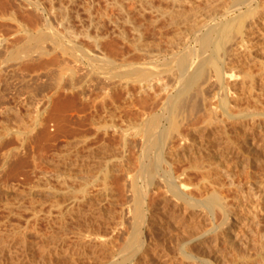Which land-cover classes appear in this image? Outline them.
<instances>
[{"label": "rangeland", "instance_id": "obj_1", "mask_svg": "<svg viewBox=\"0 0 264 264\" xmlns=\"http://www.w3.org/2000/svg\"><path fill=\"white\" fill-rule=\"evenodd\" d=\"M121 1L125 10L124 13L121 11L123 16L120 15L121 13H118L120 10H116L117 7H114L115 5H111L112 2L110 3V0H0V106L2 102H4L6 107L17 108L16 113L10 114L0 110V137L2 139L4 138L2 140L4 149L1 148L0 157L1 154L7 151L8 147L10 148L18 145V139L20 136L17 138L13 134L17 132H25L26 128H22V125H30L32 123L31 120L35 117V113L32 112L33 108L31 105L33 100H40L43 96L57 95L58 97L63 98L65 103H69L68 105L71 106L63 114L66 121L61 123L47 122L45 124L49 139H47L46 142L43 141L42 145L44 143L45 145H41V147L44 149L38 146L39 141L35 139L36 133L34 131L32 135H29V137L24 136L26 138V145L23 147V152L20 153V156L22 157L23 155V158L27 160V164L15 167V171L12 172V162H9L5 166V170L3 172L0 170V191L2 190L5 192L8 190L5 192L7 197L5 194L3 195L0 193V257H3L2 259L0 258V261L4 259L3 264H8V262L9 264H13L15 260L18 262L20 261L21 264H38L40 260H42V262L45 260L46 263L43 264H53V262L55 264H71L72 261L69 259L70 262L68 263V258H62L63 260H61L59 257L60 260L58 258L57 260L52 255H41V249L39 250V248L42 241L40 238L46 239L44 241L45 243L48 242L47 240L50 238L63 239L65 241L64 244L67 246L69 244H73L72 242H74L78 232L83 234L84 232L91 230L95 233L98 232L100 235L111 236V233L114 234L111 236L113 239L112 245H110L106 251L105 249H102L96 252L98 254L101 253L100 255L106 256L104 257L98 254H95V256L93 254V257L90 256L92 255L90 251H86L88 254L84 253L81 259H78L79 261L76 260V262H73L72 264H190L191 261L188 260V263L187 259L185 260L183 257L184 248L187 250V253H193L192 255L198 258V261L194 260L191 264H207V262L208 264H242L243 261L244 263L247 262V264H257V262L261 261L260 264H262L264 259V250L262 251L261 249H264V244L262 246H258L257 244H251L250 242L249 244L248 242H245V240H241V238L243 239L245 235H249L247 232L244 234L241 227V230L238 227L241 231H239L240 234L236 228L238 237L235 240L238 247L235 244L231 245H235L236 247H230L227 242L224 245L221 240L218 241L220 245L218 243L217 245L219 246L217 247V245L212 244L214 242H212L213 238L211 239L208 237V240H203L202 236L198 237L202 230H208L210 229V226H212L209 215L200 209L203 216L202 219L199 220L200 222H197L195 219L196 215L194 217L193 215L197 214L196 212L199 210L197 209V211H194L182 208V211L181 205H176L175 201H172L173 199L169 195H166L167 197L164 196L166 194L164 193L165 190L163 192V197H161L162 194H160V198L158 197V200L156 199L155 202V204H157L155 209L157 212L159 210L158 213L156 212L157 215H155V217H161L157 218V220L155 219V223L157 222L159 224L160 222L162 225L164 224L167 227L164 225L160 227L156 224L155 227L158 229L156 230L158 231L157 233L156 231L149 232L144 228L135 225L136 219L133 214V200L137 193L136 190L138 191L139 189L147 187L146 181L148 180V175L144 166L147 164V161H149L147 159H152L154 157L153 155H155L156 150L152 149L150 144L155 138L156 133L159 132L160 125L162 123L164 124L165 121L163 119L164 116L161 117L163 113V104L166 99L165 98L163 100V98L168 93L173 94L175 91L173 88L178 87V83H180L179 73L176 72L177 70L173 67V64L169 63L172 53H176L178 50L174 46L175 48H172L175 50L171 48L174 52L171 53V50H168V52H170L168 53L166 49H170V41L173 43V39L177 40L181 37V29L178 30L176 26H169V20L167 19L168 16H165L166 13L161 16V13H159L157 9H160L162 12H167V10H171L173 6L175 8L177 5L179 10H187L189 5L180 3V6L177 2L173 1V3L172 0H146L152 6V8H150L143 0H139L141 1L139 3L138 0H133L134 2H127L125 0ZM217 1L218 5H220L219 7H221L223 2L227 3V1L232 2L233 0ZM193 2L194 5L198 4L199 7H202L201 2ZM140 13H142V15ZM124 14H128L129 16ZM92 16L94 17L92 18ZM127 17H129V22H131V24L126 22L125 18ZM93 19L94 22H98L97 25L99 26L96 25V22L95 24H92V21H89ZM208 19L205 21L208 25L205 24L204 28L212 24L211 18L209 20ZM151 20H157L156 24H153L154 26L150 25ZM132 22L134 28L137 25L140 26L137 27L140 28L139 30H141L142 36H146L147 39L145 37L144 38L148 43H150L151 40L150 45H154L153 47L159 46L162 49V52L165 50L164 53L156 55V64H153L152 62L150 65H147L146 63H148V59L146 56H142L135 49H133L136 45V41H134L136 33L133 32L134 28L132 27ZM91 24L95 26L92 27ZM168 26L171 28H168ZM94 27L97 28L95 29ZM40 33L47 34L53 39H59L62 44H70V46L68 44L67 46L70 47L69 49H72V55L61 54L59 50H54L53 43L47 40L40 43V46L44 51L50 52L49 55H39L33 52L30 53L29 56H26L27 47H30L32 50L35 46L33 37ZM175 34H179L178 37L176 35L177 39L175 38ZM122 35L125 40L122 39ZM190 37L191 36L187 37V41L189 42L190 40L189 43L192 47L194 46V43ZM94 39H99L97 43L98 45L93 42ZM71 45L74 46V48H72ZM258 47V50L255 48L253 50V55L255 57H259V55H261L259 51L261 47ZM75 48L80 49V52L82 53H79L78 50L77 52ZM138 54L144 58L139 60L138 58L140 56ZM121 55L122 57H120ZM167 56H170L169 59ZM107 57L115 61L113 64L114 67L113 65L109 66L105 64L104 58ZM135 59L137 60V64L143 65L140 67L145 68V71L151 75V80H153L151 83H153V85L156 84L154 87L159 88L157 97L151 98L149 96L144 98V101L147 102V107L144 112L139 111V109L135 107L139 98L137 97L138 100H135L136 97H134V100L132 98V103L127 100L124 92L121 91L122 89L120 88V91L117 89L119 88L117 85L119 86L122 80H119L117 77L112 75L115 71L119 72L120 70L122 73L123 71L130 69V66L132 68L136 67L137 64ZM121 64L122 66H119ZM249 64L250 63H248V65ZM248 65L245 64L246 68H244L245 66L240 65L242 69H240V71H245ZM249 66V71L253 75H256V73L262 70L261 67L259 70L258 64ZM95 67L103 68V71L102 69L99 71ZM173 70L176 71L175 74L172 73L171 76L170 73L174 72ZM236 71L239 70L232 71L234 72V77ZM153 75H155V77ZM153 77L154 79H152ZM234 77L232 76V81L230 82L232 83L231 85L236 83L234 91L237 90L236 93L238 92V95L241 94L240 92H242V95L247 93L248 89L241 88V82H237L235 79L236 77ZM233 80H236V82L233 83ZM114 81L118 82L115 83L113 89H111L110 87H112V82L114 83ZM105 84L109 85L110 88V90L107 91V94L101 91V88H104L103 86H107ZM130 86L136 87V84L134 83L133 85L130 83ZM79 90L85 93V98H82V96L79 95ZM242 90H245L244 93ZM217 93L218 92L216 90L215 92L213 91V97ZM71 98L73 101H71ZM241 100L242 101H240L239 105L240 107H243L244 105L246 106V104L249 105L248 103H250L246 102L244 98ZM134 101H136V105L133 104ZM128 102L130 106L133 104V108L128 105ZM40 107L43 109L46 107V104H43ZM29 116L31 118H29ZM46 118L47 117H45V119ZM22 120L24 121L23 123H26H20ZM156 120H158V124L156 123V127L154 126L152 129V126L154 125L153 123ZM130 121L135 124L133 126L130 125ZM125 126H127L126 129L130 130L127 132L129 134L133 133L132 136H134H129L125 143L122 144L119 140L118 130L119 127L124 129ZM4 128L6 131H9V133L5 131L7 134H4ZM210 135L211 137H209L206 141H212L215 143V146H218L215 148V146L212 145L211 149H209L210 152H208V149H206V151L205 147H203L204 149L202 148L201 152L204 156L201 153L198 154L196 152V154H189V157L186 158V155L179 153L180 150L177 151L178 159L174 161L176 157L175 155L171 161L172 163H169L173 177H178L177 179H179L180 174L178 173H180L182 168H187V166L189 167V165L196 159L194 158L196 156L198 159H196V162L200 160L201 162H204L205 160L211 161V159H214V162H217L218 159L220 160L219 156H222L219 155L221 154L220 150L223 148L222 152L225 151L224 143L226 142L224 140H219L216 138L217 136L212 137V132ZM22 138L20 137V139ZM234 138L235 137L230 136V140H234ZM218 140L220 142H218ZM4 141L7 142L3 143ZM262 147L264 146L262 145ZM40 148L42 150H40ZM174 148L176 149V146ZM215 149L219 152H216ZM68 150H70L72 154ZM211 150H214L215 154L212 153ZM74 151L76 153H74ZM170 151L171 150H169V152ZM166 152H168V150ZM61 153L68 154V159L61 157ZM209 153H212L213 156ZM260 153H257L256 155L253 154L251 157L248 156L249 161L247 166L249 165V168L247 167L248 171L246 170V172H248L250 176L246 173L244 175H247V177L249 176L248 178H245L244 175H241L239 178V181L241 180L240 183L245 186H242V193L247 199L250 197L248 196L250 193L246 192L248 191L245 184L247 183V179L251 180H249L250 182L248 181L249 183L247 184L251 183L254 187L264 184V181H262V179L264 180V151L263 153ZM180 155L182 156L179 157ZM39 157L43 158L41 160L43 162L41 163L39 161L40 163L37 164V159H41ZM32 159L36 160V164L32 162ZM215 159L217 161H215ZM59 161L65 162V165L66 163L68 164L67 168H69L72 172V174L70 173V177L72 178L69 179L68 182H70L69 184H71L73 188L77 189L81 187L84 182L89 181L90 184L87 191L91 192L93 195H97L99 193L98 190H102L103 188L108 189L106 193L99 195L98 198L101 199L102 197L100 203L92 202L91 204H88L90 206L87 204L72 205L73 209L63 220V223L55 222V213H49L47 210L48 206H45L44 209L43 207H39L40 198L38 197L40 196L38 195V192L40 191L37 189L36 183L38 180L37 169L39 167L46 169L45 171L49 170V172L50 170H62L60 169L62 168V165H58V163H60ZM214 162L212 161V164ZM75 163L76 165H74ZM42 164L43 166H41ZM215 164H213V166ZM122 165H124L128 171V173H126L127 176L129 175L128 177L131 180L135 176V185L132 184V186L135 187L127 186V188L121 190V185L124 183L125 179L124 174L119 172ZM250 166L252 168H250ZM162 170L163 168H160V172H157V175L153 177L152 182L156 183L160 180L164 183L166 177L163 175ZM105 173L108 175L104 180L103 177ZM193 173L194 172L191 174V171L189 173L190 177L192 176L190 178V184L199 181L201 178V174L198 173L199 176L196 177L197 174L195 175L194 173L193 175ZM194 177L196 178L194 179ZM160 181L157 182V185L161 183ZM243 181L245 182L243 183ZM51 183L53 185L56 184L54 181H51ZM232 190L234 191L232 192ZM161 191H163V189H161ZM161 191L160 193H162ZM207 191H199L202 196L200 198V195L197 192H195L196 194H194V191L192 193L195 197H198L197 200H203L210 193ZM202 192L203 195L205 194V197H203ZM221 192H223V194L226 193L227 195H230L226 196L225 194L223 196ZM221 192L219 191L220 195L227 200H224L225 203L230 205L228 206L229 209L232 207V210L230 209L231 212H240L238 209L239 206L237 207V205H235L238 203L241 205V203L244 202V199L242 200L239 196L240 200L237 202L236 195L239 194V192L235 189H229L228 191L222 190ZM234 195L236 196V200ZM5 199L7 200V203H4ZM39 208L43 209L41 210V213ZM121 208L126 209V211L123 212L126 215L122 214L126 217L120 215L119 211ZM188 210L190 211L188 212ZM159 213H162L163 215ZM247 214L248 213H238L234 214L237 215L234 217L236 218V221H240L244 220ZM215 215L216 217L214 222L217 220L216 218H218V221L215 222L217 224V222H220L219 213L215 212ZM189 216L193 219H190ZM186 217L188 218L186 219ZM261 217L259 221L264 224V215ZM119 219H121V224L123 225L118 224L120 222ZM183 222L184 224L182 225ZM198 223H201L199 225V230ZM138 227L140 229L139 232L142 231L143 240H146L144 252H135V241L138 238L136 230ZM113 228L117 229L116 232H112ZM263 229L264 228H262V230ZM16 234L18 235L16 236ZM198 240H203V242L201 241L197 243ZM242 241L245 243L243 244ZM257 246L258 249L260 247L259 255L262 256H258L259 250H257ZM22 250L23 253H21ZM186 250L184 252H186ZM25 254H27L28 257L23 260V256ZM245 255L246 257L244 258L243 256ZM4 257L11 260L9 261ZM11 257H16L13 262ZM261 257L263 258L259 260ZM128 258L131 262L128 261ZM240 258L243 261H241ZM64 260H67V262ZM201 260H203V262H207L201 263ZM42 262L39 264H42Z\"/></svg>", "mask_w": 264, "mask_h": 264}, {"label": "bare ground", "instance_id": "obj_2", "mask_svg": "<svg viewBox=\"0 0 264 264\" xmlns=\"http://www.w3.org/2000/svg\"><path fill=\"white\" fill-rule=\"evenodd\" d=\"M125 1L129 2V1H133V0H125ZM125 1H123V2H125ZM141 1L138 0V3ZM143 1H145L147 3V5L150 8H152V6L150 5V3L148 1H146V0H143ZM173 1L177 2V4H179V5H180V3L185 4V5L187 4V5H189V8L187 7L188 8L187 10L186 9L185 10H182V9L179 10V8H177L178 6L176 5L175 8L173 6L174 9L172 8L171 10H167V12H165V11L162 12L160 9H157V10L159 13H161V16H162V14L165 15V13H166L165 16H168L167 19L169 20V26L170 25L176 26L178 30L181 29V31H180L181 37L179 36L180 38L177 39L176 35L178 37L179 34H175V38L177 40L173 39V43H172V41H170V46H169L170 49H166L167 52H168V50H171V53L174 52V51H172V49H174L175 47L178 50V52L172 53L171 57L169 56L171 58L169 63L173 64V67L177 70V71L176 70L175 71L179 73L180 83H178V87L173 88V89H175L173 94L168 93L163 98V100L165 98L166 99H165L164 104H163V113H162L161 117L164 116L163 119L165 121L163 120L164 124L161 122L162 124L159 127V132L156 133L155 138L153 139L152 143L150 144V147L152 149L156 150L155 155H153V153H152V155L154 157L152 159L148 158L147 160H149V161L146 160L147 164H145V166H144V169L148 175V180L146 181L147 182L146 186L148 187V189L146 187L144 189H139L138 191L136 190L137 193H136L135 198L133 200V212H134L133 214L135 216L134 218L136 219L135 225H138L141 228H144L145 230H147L149 232H151V231L155 232L156 230H158L155 227L156 224H158V223L157 222L155 223V221L157 220V218H161V217H158V216H157V218L155 217V215H157V213L159 212V210L157 212V210L155 209L157 207L156 206L157 204H155V202H156V199L158 200V197L160 198V194H162L161 197H163V194L166 193L164 196L169 195L173 199L172 201H175L176 205L178 204V205L182 206L181 209L186 208V209H190V210H194V211H197V209H198L199 211L196 212L197 214L193 215V217L196 215L195 219L197 222H200L199 220H201L202 216H203V214L200 212L201 211L200 209H202L203 212H205L206 214L209 215V217L211 218L210 222H211L212 226H210V229H208V230L205 229L204 231L202 230V232L199 231L201 234L198 237L202 236L203 240L204 239L208 240L209 238H211V239L213 238L212 242L213 241L214 242L212 244H214V245H217L219 243L218 241L221 240V241H223L224 245L227 242V244L230 247H232V246L236 247L238 245L236 243V240H235L238 237V235L236 233L237 232L236 228H237L238 233L241 229H243L242 232L244 234H245V232H247L249 234L248 235L246 233L248 236L245 235V237L243 239L241 238V240H245V242H248V243L250 242L251 244L254 243V244H257L258 246L259 245L262 246L264 244V229L262 230V228H264V224H262V222H260L259 220H260V217L262 215H264V186H263L264 184L261 183L262 185L254 187V185H252L251 183H250L251 185L247 184L251 181L250 179H249L250 181L247 179V183H245V184H246V188H248L247 189L248 191H246V192L250 193L248 195V196H250L248 198L249 199L248 200L247 198H245V196L242 193V191H243L242 186L243 185H242V183H240L241 180L239 181V178L241 175H244L246 173H247V175H249L248 172H246L247 167L249 166V165L247 166L248 161H249L248 156L251 157V155H253V154L256 155L257 153H260V152L263 153V151H264V147H262V145L264 146V0H233L232 2L231 1H229V2L227 1V3L223 2V5L221 7H219L220 5H218L217 0H172V2ZM193 1L201 2L202 7H199L198 4L194 5ZM111 2H112L111 5H115L114 7H117V9L115 8L116 10H118V11L120 10V12H118L119 14L121 13V11L123 13L125 12V10L123 8L124 5L122 6L121 0L120 1L119 0H112V1L110 0V3ZM125 4H127V3L125 2ZM172 5H174V4H172ZM108 6H109V4H108ZM140 6H142V5H140ZM144 6H146V5H144ZM123 13H121L120 15L123 16ZM126 13H128V12H126ZM140 14L142 15V13H140ZM124 15H128V14H124ZM93 17L94 16H92V18ZM99 17H101V16H99ZM96 18H98V17H96ZM208 18L209 19L211 18L212 24L210 26H206V28H204L205 24H207V23H205V21H207ZM125 19H126V22L130 21L129 17H127ZM213 19H214V21H213ZM99 20H100V18H99ZM168 20H167V22H168ZM89 21H92V24H95V22H96V25L98 23L97 21L94 22V19L89 20ZM150 22H151L150 25L152 26L154 23L156 24L157 20L156 21L151 20ZM129 23L131 24V22H129ZM181 25H182V27H181ZM93 26H95V25H92V27ZM97 26H99V25H97ZM137 26L140 27L139 25H137ZM137 26L134 28L133 22H132V27L134 28L133 32L136 33V38L134 40V41H136V45L134 46L133 49H135L142 56H146V58L148 59L147 60L145 58L148 62V63H146L147 65H150L152 62L154 64L156 55L159 53H164L165 48L163 49L164 51L162 52V49L159 46L153 47L154 45L153 46L150 45L151 40H150V43H148L146 40L147 39L146 36H142L141 30H139L140 28H138ZM169 26H168V28H171ZM179 26H180V28H179ZM188 36H191L190 38L192 39V42L194 43V46H192V47L189 43L190 40H189V42L187 41ZM33 39L35 41V46L33 47L32 50L30 49V47H27L26 56H29V54L33 53V52H35L39 55H49L50 52L44 51L42 49V47L40 46L41 45L40 43H43L47 40L53 43V49L54 50L55 49L59 50L61 52V54H65V55L71 54L72 49H69L70 44L67 43L69 46H67L66 43L62 44V42L59 39H53L51 36H49L47 34L40 33L37 36H34ZM122 39L125 40L123 35H122ZM98 41H99V39L93 40V42L95 44H97ZM258 46L261 47L259 49L261 55H259V57H255L253 55V50H254V48L258 50V48H259ZM172 47H174V48H172ZM72 48H74V46H72ZM75 49H76V51L78 50L79 53H82V52H80L81 51L80 49H78V48H75ZM137 52H136V54H137ZM168 53H170V52H168ZM142 56H140L138 59L140 60L141 58H144ZM260 56H262V57H260ZM120 57H122V55ZM169 57H168V59H169ZM109 58H110V56H109ZM109 58L108 57L104 58V60H105L104 62L106 65L112 66L115 61L113 59H109ZM136 61L137 60L135 59V62ZM161 61H163V60H161ZM165 61H164V63H165ZM121 62H122V60H121ZM167 62H168V60H167ZM122 63L124 64V62H122ZM139 63H140V61H139ZM248 63H250L249 65H255V64L257 65L258 64L259 70H260V67L262 70H260L258 73H256V75L255 74L253 75L249 71L250 68H248V67H250V66L248 65ZM136 64H137V62H136ZM245 64L248 65L247 69L245 71H240V69H241L240 65L245 66ZM119 66H122V64ZM140 66H143V65L137 64V66L134 68H132L130 66V69H128L127 71L125 69H123L125 71H123L122 73L120 72V70H119L120 73L115 71L114 73H112V75L114 77H117L119 80H122V82L119 81L120 85L119 86L117 85V87H119V88H117V87L116 88L118 90L121 88L122 89L121 91L124 92V95L126 96L127 100H129L130 102L132 101V98L134 100V97H136L135 100H138V98H139L138 102L136 103L137 105L135 104L136 101H134L133 104L136 105V106L135 105L134 106L137 107L139 109V111L144 112L146 110V107H147V102L144 101V98L149 97V96L151 98L157 97V95L159 93V88L154 87L156 84L153 85V83H151V82H153V80H151V75L145 71V68L140 67ZM113 67H114V65H113ZM95 68L98 69L99 71H101L100 69H102V71H103V68H100V67L99 68L95 67ZM174 68H172V69H174ZM244 68H246V66ZM156 69H158V68H156ZM234 70H239V71H236L237 73L235 72L236 78L233 75L234 72H232ZM175 71L170 73L171 76H172V73L175 74ZM153 76L155 77V75H153ZM232 76L237 80V82L238 81L241 82V84H240L241 88H245V89L247 88L248 89L247 93H244L245 90L244 91L242 90L244 94L242 95V92H240L241 94L238 95L239 93L238 92H237L238 94L236 93L237 90L234 91L236 88V87L234 88V86L236 85V83H235L236 80L235 81L233 80L234 81L233 83H235V84L231 85L232 83H230V82L232 81ZM154 77L152 79H154ZM117 82L116 81H114V83L112 82L113 85L110 88L113 89L114 84ZM130 83L133 85L135 83L136 87L130 86ZM107 84H108V82H107ZM107 84H105V85H107ZM103 87L104 88H101L102 89L101 91H103L105 94H107V91L110 90L109 85H107L106 87L105 86H103ZM215 90L218 93L215 94L213 97V91L215 92ZM66 91H70V90H66ZM219 91H220V93H219ZM78 92H79V95L82 96V98H85V93L83 91L79 90ZM54 93H56V92H54ZM122 95H123V93H122ZM126 98H125V100H126ZM242 98H244L246 102H250V103H248L249 105H247L245 103L246 106L245 105H244L245 107L241 106L242 107L241 108L239 105H240V101H242L241 100ZM71 101H73L72 98H71ZM32 102L33 103H31V105H32L33 111H32V108H31V111L33 113H35V115H34L35 117L32 118V120H31L32 123L30 125H26L25 124L26 122L23 123L24 122L23 120H22V122H20V123L26 125V126L22 125V128L23 127L26 128V129L24 128L25 132H19V133L17 132L13 135L16 136L17 138L19 136L21 138L22 137L23 138L20 139V137H19V139H18L19 143L17 146L10 147V148L8 147L7 151L4 152L3 154H1V157H0V170H1V172H3L5 170V166L9 162H12V167H11L12 172L15 171V167L20 166V165H23V166L26 165L27 160H25V158H23L24 157L23 155H22V157L20 156V153L23 152V149H24L23 147L26 145V142H25L26 138L25 137H27V136L29 137V135H32V133L35 131V133H36L35 139H37V141H39L38 146L41 147L43 141L46 142V140L49 139V136L46 132V128H45L46 125L45 124L47 122L61 123L63 121H66V119L63 117V114L69 109V107H71L68 105L69 103H65L63 98L58 97L57 95H55V96L54 95L43 96L40 100H37V101L33 100ZM43 104H46V107L41 109L40 106ZM133 104H131V106H130V104L128 102V105L131 108H133V106H132ZM29 107H30V104H29ZM0 110H2L3 112H5L7 114L17 112V108L6 107L4 102H2V104L0 106ZM139 113H141V112H139ZM45 117H47V118L45 119ZM29 118H31V117L29 116ZM157 121L158 120H156L153 123L154 125L152 126V129L156 125ZM130 123H131V121H130ZM134 124L135 123H131L130 125L133 126ZM19 126H21V125H19ZM126 128H127V126H125L124 129L122 127H119V130H118L119 140L122 144L125 143V141L127 140V138L129 136L130 137L134 136V135L132 136L133 133L129 134L127 132L129 129H126ZM7 130H10V129H7ZM5 131H6V129L4 130V134L9 133V131H6L7 133H5ZM211 132L214 135V136L212 135V137L217 136L216 138H218L219 140H222V141L224 140L226 142V143H224L225 144V146H224L225 151L222 152L223 148L220 150L221 154H219V155H222V156L218 155L220 160H221V163H220L219 159H218L219 162L216 160L217 158L215 159V161H217L218 163L214 162V159L213 160L211 159V161L205 160L206 162L205 161L201 162V160L196 162L198 160L197 156H196L194 158H196L197 160L193 159L194 163L192 162V164H190L189 167L187 166V168H185V167L182 168L180 173H178V174H180L179 179H177L178 177H173L171 174L172 170H170L171 166L169 167V163L170 164L172 163L171 161L175 155L177 158L175 157L174 161L176 159H178V156H177L178 152L177 151L180 150L179 153L182 155H186V158L189 157L188 155L191 153L196 154V152H197L198 154H200V153L202 154L201 151H202L203 147H205V150L208 149V152H210L209 149H211L212 145L215 146V143H213L212 141H209V140L206 141L209 137H211V135H210ZM0 135H1V133H0ZM8 136H7V138H8ZM230 136H233L236 139L234 138V140H230ZM3 139L0 137V150H1V148L4 147V144H2ZM5 139H6V137H5ZM231 139H232V137H231ZM219 140H218V142H220ZM6 142L4 141L3 143H6ZM9 145H11V144H9ZM44 145H45V143L42 146H44ZM175 146H176V149L174 148ZM217 146L218 145H216L215 148ZM41 148L44 149L43 147H41ZM41 148H40V150H42ZM74 148H76V147H74ZM167 150H168V152H166ZM169 150H171V151L169 152ZM172 150H174V151H172ZM68 151H70V150H68ZM75 151H74V153H76ZM217 151L218 150H216V152ZM72 152H73V150H72ZM72 152L70 151L71 154H72ZM166 153H169V154H166ZM212 153H214V150L212 151ZM212 153L211 154L209 153V154L211 156H213ZM61 154H60L61 157L68 159L67 158L68 154H65V153L62 155ZM182 155H180L179 157H181ZM263 155H262V157H263ZM198 156H200V155H198ZM256 157H258V156H256ZM39 158H41V157H39ZM42 159L43 158L37 159L38 160L37 164H39L40 162L42 163L43 162V161H41ZM174 161H173V163H174ZM212 161L214 162L213 164L216 163L214 166L212 164ZM1 162H2V164H1ZM32 162L35 163L36 160L32 159ZM59 162L60 163H58V165H62V168H60L62 170H53V171L50 170V172H49V170L45 171L46 169H42V167H39L37 169L38 180L36 181V183H37V189L40 191V192H38V195L40 196V197H38V198H40L39 207L40 208L43 207V209H44L45 206H48V208H47L48 212L51 214L53 212L55 213V215H54V217L56 216L55 222L63 223V220L68 216V214L71 213L70 211L73 209L72 205L73 206H74V204H87L88 205V204H91L92 202L100 203L102 200V197H101V199L98 198L99 195L106 193L108 191V189L103 188L102 190H98L99 193L97 195H93V194H91V192L87 191L88 186L90 184L89 181L84 182L83 185L77 189L73 188L72 185L69 184L70 182H68V180L72 178V177H70L71 176L70 173L72 174V172L70 171L69 168H67L68 164L66 163V165H65V162H61V161H59ZM76 163H78V162H76ZM76 163L74 165H76ZM41 166H43V164ZM160 168L161 169L163 168V170H162L163 175H165L166 178H165L164 183H162L159 180L161 182L160 184H163V185L159 184L160 185L159 186V185H157L158 184L157 182H159V181H157L156 183H154L152 181H153V177L157 175V172L160 170ZM250 168H252V167L250 166ZM190 171H191V174H192V172H194L195 175L197 174L196 177H198L199 174H201L200 180L195 182V183L193 182V184H190V178L192 177V176L190 177V174H189ZM119 172L124 174V176H125V179L123 178L124 183H122V185H121V190L127 188V186H132V184L135 185V179H136V178H134L135 176L134 177L132 176L133 178L131 180L128 177L129 175L127 176L128 171L126 170L124 165L121 166V168L119 169ZM194 173H193V175H194ZM107 175H108L107 173L104 174V177H103L104 180L107 178ZM247 175H244L245 178L247 177ZM196 177H194V179ZM51 181L56 182V184L53 185L51 183ZM262 181H264V180L262 179ZM244 182L245 181H243V183ZM132 187H135V186H132ZM243 187H245V186H243ZM161 189H163V191H161ZM229 189H235L239 192V194L236 195L237 196V202L240 200V198H242V200L244 199L243 200L244 202H242V203H245L247 201L245 204H242L241 202H240L241 205L239 203L235 204V205H237V207L239 206L238 209L240 210V212H238V213H245V214L248 213L244 220L236 221L235 217L237 215H234V214H238V213L237 212L234 213V211L231 212L232 207L230 208L231 209L230 210L228 207L230 205H227L225 203V201H227L226 198L224 199L222 197V195H220V193H219V191L220 192L222 190L228 191ZM164 190H165V192H164ZM7 191H5V192H7ZM160 191L162 193H160ZM193 191H194V194H196L195 192H197L199 195L201 193L199 191H207L210 193L205 197L204 196L205 194L203 195V192H202V195L205 198L203 200L202 199L197 200L198 197L196 196L197 197L196 198L195 195H193V193H192ZM233 191L234 190H232V192ZM2 192H4V191L1 190L0 193L4 195L5 192L4 193H2ZM221 193L223 194V192H221ZM225 194H223V196ZM6 195L7 194H5V196ZM229 195L226 194V196H229ZM236 196H235V200H236ZM78 197H81V198H78ZM170 197H169V199H170ZM200 197H202V196L200 195L199 198ZM231 197H232V195H231ZM227 198H229V197H227ZM160 200H162V199H160ZM4 203H7L6 199H5ZM157 203H158V201H157ZM88 206H90V205H88ZM125 208L124 209L121 208V210L119 211L120 215L125 214V213H123L127 209V208L126 209ZM43 209L39 210L40 213L42 212L41 210H43ZM157 209H159V208H157ZM183 209H182V211H183ZM47 210H46V212H47ZM190 210H188V212ZM128 212H130V211H128ZM215 212L219 213V218H220V222L219 223L217 222V224L215 222L218 221V218H216L217 220L214 222L216 215H218V214L215 215ZM184 213H185V211H184ZM159 214H162V213H159ZM125 215L124 216L122 215V216L126 217ZM185 215H186V213H185ZM182 216H183V212H182ZM187 218L188 217H186V219ZM189 218H190V216H189ZM190 219H193V218H190ZM124 220H125V218H124ZM119 221L120 222L118 224L123 225V224H121L122 223L121 219H119ZM189 221H191V220H189ZM183 224H184V222L182 223V225ZM200 224L198 223V230H199ZM163 225L160 222L158 224V226H160V227ZM165 227H167V226H165ZM169 227H170V225H169ZM238 227H239V229L241 227V229L239 230ZM116 230H117L116 228H113L112 232H114V231L116 232ZM139 230L140 229L138 227L136 230V232L138 234L137 235L138 238L135 241V249H136L135 252H144L145 247H146V243H145L146 240H143L142 231L139 232ZM174 230H175V228H174ZM156 232L158 233V231H156ZM111 234H112L111 236L114 235L113 233H111ZM244 234H242V235H244ZM17 235L18 234H16V236ZM76 235H77V237L75 238L74 242H72L73 244H69L67 246L64 244L65 241L63 239L50 238L47 240L48 242L45 243L44 241L46 239L40 238V240L42 241V242L40 241L41 245L39 248V250L41 249L40 250L41 255L42 254L43 255L48 254V255L54 256L56 259L57 258L59 259V257H60L61 260H63L62 258H64V259L68 258V263L70 262L69 259H71V261L73 263V262H76V260H78L79 258L81 259V257L83 256L84 253L88 254V253H86V251H88V252L90 251V253H92V255H90V253H89L90 256H93V254L97 255L98 253H96V252L98 250L105 249V251H106V249H108V247L110 245H112V242H113L112 241L113 239L111 238V236L100 235L98 232L95 233L94 231H91V230H88V231L84 232L83 234L78 232ZM140 238H141V240H140ZM203 240H198L197 243L201 242V241L203 242ZM195 241H196V239H195ZM238 242H240V241H238ZM245 242H243V244ZM23 244H25V243H23ZM231 244H235L236 246L231 245ZM240 244H242V243H240ZM219 245H220V243H219ZM219 245H217V247ZM208 246H209V244H208ZM258 246H257V250H259L258 256H262V255H259L260 254L259 253L260 247L258 249ZM214 247H216V246H214ZM242 248H243V246H242ZM25 249H26V247H25ZM252 249H253V247H252ZM23 250L21 253H23ZM183 250L185 251L186 249L184 248ZM261 250L263 251L264 249H261ZM184 251H183V257L185 258V260L187 259V261L188 260L191 261L190 264L194 260L198 261V258L196 256L192 255L193 253H190V252L187 253V250H186V252H184ZM248 251H249V249H248ZM262 251H261V254H262ZM28 253H29V251H28ZM100 254H98V255H100ZM100 256H104V255H100ZM252 256H254V255H252ZM27 257H28L27 254H25L23 256L24 259L23 258L22 259L25 260V259H27ZM46 257H48V256H46ZM243 257L245 258L246 255ZM4 258H6V257H4ZM15 258L16 257L12 258L13 259L12 262L14 261ZM262 258L263 257L259 258V260ZM48 259H46V260H48ZM51 259H53V258H51ZM3 260L0 261V264H3ZM7 260H9V259H7ZM50 260H49V262H50ZM44 261L42 262V260H40L39 263H41V262H42V264L46 263V261L45 262ZM128 261L131 262L130 259ZM189 261H188V263H189ZM201 261H202L201 263L207 262V261L203 262V260H201ZM241 261H243V260L241 259ZM19 262L15 260L13 262V264H19ZM65 262H67V260ZM243 263H244V261H243ZM260 263H261V261L257 262V264H260ZM263 263H264V259L262 261V264ZM8 264H9V262H8ZM20 264H21V262H20ZM48 264H50V263H48ZM53 264H55V263L53 262ZM207 264H208V262H207ZM244 264H247V262Z\"/></svg>", "mask_w": 264, "mask_h": 264}]
</instances>
